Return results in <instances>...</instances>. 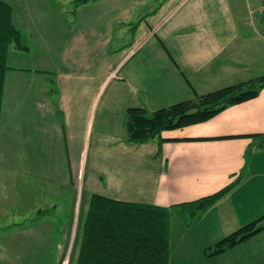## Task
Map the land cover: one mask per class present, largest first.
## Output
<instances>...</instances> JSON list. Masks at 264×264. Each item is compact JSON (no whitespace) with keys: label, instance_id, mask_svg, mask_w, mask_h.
Here are the masks:
<instances>
[{"label":"crops","instance_id":"crops-1","mask_svg":"<svg viewBox=\"0 0 264 264\" xmlns=\"http://www.w3.org/2000/svg\"><path fill=\"white\" fill-rule=\"evenodd\" d=\"M3 1L27 46L8 50L0 113V218L25 221L3 228L38 231L90 151V196L168 207V264H264L262 241L205 252L264 215V86L145 142L126 132L129 107L151 112L263 75L264 0H94L74 13L72 0ZM238 176L210 208L178 206ZM247 195L258 207L242 209Z\"/></svg>","mask_w":264,"mask_h":264},{"label":"trees","instance_id":"trees-1","mask_svg":"<svg viewBox=\"0 0 264 264\" xmlns=\"http://www.w3.org/2000/svg\"><path fill=\"white\" fill-rule=\"evenodd\" d=\"M94 0H72L71 13L80 4ZM10 48H27L12 20L10 5L0 0V113ZM264 86V74L206 93L197 94L174 104L148 112L141 107L126 111L127 140L142 143L163 130L181 128L207 120L228 105L254 97ZM238 176L220 189L190 201L178 203L189 215L210 208L239 181ZM264 215L237 228L207 246L213 256L250 238L264 228L259 223ZM168 207L112 199L98 193L90 196L82 222V232L75 264H168Z\"/></svg>","mask_w":264,"mask_h":264},{"label":"rangeland","instance_id":"rangeland-1","mask_svg":"<svg viewBox=\"0 0 264 264\" xmlns=\"http://www.w3.org/2000/svg\"><path fill=\"white\" fill-rule=\"evenodd\" d=\"M65 1L70 4V0ZM82 156L83 161L78 175L73 177L71 185L62 187L56 210L40 221L38 231L36 225L31 226L30 229L28 224V228L22 232H15L13 228L6 231L3 227H11L24 222L25 219H17L13 215L9 218L4 216L0 218V229H2L0 231V264H75L82 222L89 205L90 190L96 188L98 182L94 179L95 171L90 151L89 153L84 151ZM251 156L250 153L247 154L248 159ZM251 196L253 200L250 199ZM257 198L260 201L257 200L256 205L254 196L247 195V201L241 203L242 209L258 207V203L264 199V188L261 199ZM234 200L238 204L239 199L235 197ZM262 203L264 204L263 201ZM41 212H44V209ZM261 214H264V209ZM259 224L264 225V220ZM261 241L264 243V230L242 242L258 244ZM172 242L175 247L176 236L172 237Z\"/></svg>","mask_w":264,"mask_h":264},{"label":"built area","instance_id":"built-area-1","mask_svg":"<svg viewBox=\"0 0 264 264\" xmlns=\"http://www.w3.org/2000/svg\"><path fill=\"white\" fill-rule=\"evenodd\" d=\"M260 10L264 14V7H261Z\"/></svg>","mask_w":264,"mask_h":264}]
</instances>
